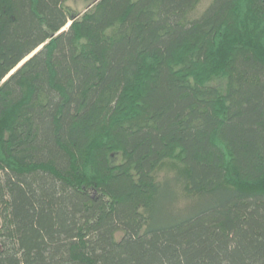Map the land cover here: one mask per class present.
I'll return each instance as SVG.
<instances>
[{
	"label": "trees",
	"instance_id": "16d2710c",
	"mask_svg": "<svg viewBox=\"0 0 264 264\" xmlns=\"http://www.w3.org/2000/svg\"><path fill=\"white\" fill-rule=\"evenodd\" d=\"M0 0V264H264V0Z\"/></svg>",
	"mask_w": 264,
	"mask_h": 264
},
{
	"label": "rangeland",
	"instance_id": "374dc122",
	"mask_svg": "<svg viewBox=\"0 0 264 264\" xmlns=\"http://www.w3.org/2000/svg\"><path fill=\"white\" fill-rule=\"evenodd\" d=\"M90 3L91 2H88L86 0H76V1H71L68 4L78 12H83L89 6Z\"/></svg>",
	"mask_w": 264,
	"mask_h": 264
}]
</instances>
